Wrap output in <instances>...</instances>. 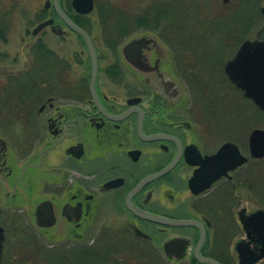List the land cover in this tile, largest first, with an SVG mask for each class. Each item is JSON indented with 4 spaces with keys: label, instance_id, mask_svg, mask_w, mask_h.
I'll return each instance as SVG.
<instances>
[{
    "label": "flooded vegetation",
    "instance_id": "af4514ba",
    "mask_svg": "<svg viewBox=\"0 0 264 264\" xmlns=\"http://www.w3.org/2000/svg\"><path fill=\"white\" fill-rule=\"evenodd\" d=\"M8 1L0 0V48L10 32L6 23L19 15V7L35 22L22 37L23 58L0 50V263L16 264L21 235L29 264L55 250L60 264H206L200 261L206 256L239 264L237 247L244 244L256 254L252 264H264V240L256 232L264 211V154L249 149L250 131L264 126L249 119L251 109L222 111L230 132L224 128L220 141L206 146L219 126L186 89L192 73L178 54L194 51L195 42L179 34V15H161L165 26L148 24L143 12L133 15L123 7L128 15L121 10L109 16L123 28L97 31L98 37L87 28L99 7L95 0L88 12L77 11L71 0H57L93 46L91 80L84 39L64 23L52 0L32 11L20 0ZM93 17L98 24L101 15ZM168 21H174L171 30ZM198 34L206 37V30ZM262 34L258 29L238 44L255 36L264 40ZM142 36L140 61L131 56L130 62L121 48ZM230 117L239 120L240 130ZM249 120L255 123L247 129ZM228 141L237 157L212 158ZM40 202L46 206L41 224L35 211Z\"/></svg>",
    "mask_w": 264,
    "mask_h": 264
},
{
    "label": "rangeland",
    "instance_id": "374dc122",
    "mask_svg": "<svg viewBox=\"0 0 264 264\" xmlns=\"http://www.w3.org/2000/svg\"><path fill=\"white\" fill-rule=\"evenodd\" d=\"M3 1H8V0H3ZM95 1L96 3H98L99 7L98 8L95 7L96 9L94 8L92 12L90 13L89 20L91 21L92 25L91 27L90 26L87 27L95 35H98L97 31L102 32L107 29H116V26H118L117 29L123 28V26L125 25L123 22L119 26L117 21H112L109 19V16L111 14H115L118 12L121 13L122 12L121 10L124 11L123 7L130 9L131 10L130 13H132L133 15L143 12L145 14V19H147V21H153V19L155 18L152 15V13L149 12V8L151 5H156L155 3L160 2V0H95ZM20 2L24 3V6H23L24 9L32 11L35 5L41 4L43 0H20ZM194 2H196V4H199L198 7L196 8H198L201 12H204V10H206L207 18H217V20L220 21L219 30L221 33H223V30L225 29L224 20L227 21L231 18V16L233 17L238 14H240V18L239 16H237L239 18L238 26L240 28V31L242 32L241 35L243 37H252L255 31L260 29V26L262 24V18L259 12V6L264 3V0H226V1L194 0ZM144 7L146 8L144 9ZM21 10H22V7H19L17 10L19 11V15L17 17L14 16V18H11L10 22L6 23L7 25L5 28L6 30L10 32L6 34L7 41L5 43L4 42L1 43L2 47L0 48V50L4 49L8 51L10 54V57L16 55L17 57L23 58V54H21L23 53V50L20 49L22 42H23L22 37L26 36V34L29 33L31 27L33 26L35 22L34 19H32L30 15L28 17H26L27 16L26 14L22 15L20 13ZM142 10H145V11H142ZM95 13L101 15V18L98 24L95 18L93 17ZM124 13L125 15H128L126 10L124 11ZM105 14L107 15V17ZM183 14L178 16L177 24H178L179 29L181 30L179 31L180 32L179 34L182 35L186 39L194 40L195 45L200 49V51L204 52V57H203L204 62L202 63V71H200L201 76L203 78L207 77L206 83L212 78L213 83L217 85H223L222 87L219 86L218 91H216L215 86L214 87L209 86V87H212L213 93L216 92L215 94H217L216 98L214 99V104H213L212 109H209L207 105V101L209 98L210 99L212 98V93L209 92L208 89L202 93H200L199 91L195 89L192 90V87L195 85V83H203L205 81L193 76L192 81L189 80L188 85L186 84L187 91L192 90L191 93L194 95L195 101H197L200 104H203L202 108L206 110V118L207 119L213 118L214 127L219 126L216 130H214V132L211 133V137L209 139L208 137H206V146L208 147L210 146V143H214L215 140H217L220 137L219 135L221 133V130L225 128L227 132H230L229 127L227 125L228 123L224 122V118H223L224 113H222V111L229 110V106L234 107L233 103H235V98H236V102L238 101L237 100L238 95H236L235 93L237 91L233 90L234 88L231 89L232 86H230V84H228V87H227V81L224 78L223 71L219 69L220 60L223 57L225 51L228 50L229 47L228 46L222 47L221 45H219L218 47L214 49H210L207 43L208 40L209 42H211V45L214 46L217 43H220V40H219L220 36H218L217 34L212 35L210 33H207L208 35L206 36V39L205 38L198 39L195 31H193L192 26L190 24V22L198 19V15L197 14L195 15L193 12H184ZM203 16L204 15L201 14L199 17H203ZM173 22L174 21H168V24L170 27L175 26V25H172ZM235 22L236 20L234 19V23ZM152 23H154V21L149 24H152ZM133 27L137 29L138 26L136 25ZM1 28L2 27H1V21H0V29ZM151 29H153V27ZM235 31H237V26L233 32L235 33ZM239 40H237L234 46L229 50V52H227L226 57H224V59L221 62L222 64L224 63L225 59L233 53ZM19 60L20 59H18V61ZM3 62L5 64H9L8 60H4ZM5 64L3 66H6ZM182 76L184 79L188 78L186 74H182ZM227 88H230L231 90ZM205 101H206V106L204 105ZM226 101L230 103L229 106L228 105L226 106ZM242 102H243L242 103L243 105L239 110L251 109L249 119L258 120L259 126H264V113L259 110L252 109L250 106L251 103L249 101L243 100ZM234 110H237V109H234ZM230 119L231 120H228V122L232 124V126H234L236 130H240L241 124L239 120L235 119L234 117H230ZM244 119L245 121L243 123V126L246 125L247 117H244ZM252 120L248 121L249 124L248 123L247 124L249 127L247 129H250V126H252L255 123ZM217 141L219 142L220 140L218 139ZM217 141L216 143H218ZM19 214L21 215L20 216L21 219H23L24 221L26 222L30 221L29 214H26L24 211H20ZM12 243L13 241H11V247H12ZM233 264H237V263L233 262Z\"/></svg>",
    "mask_w": 264,
    "mask_h": 264
},
{
    "label": "water",
    "instance_id": "95a60500",
    "mask_svg": "<svg viewBox=\"0 0 264 264\" xmlns=\"http://www.w3.org/2000/svg\"><path fill=\"white\" fill-rule=\"evenodd\" d=\"M226 1V0H222ZM52 4L58 13V15L62 18L64 23L72 30L78 32L84 39L85 45L87 47L89 56H90V72H91V80H93L94 74L96 72V62L94 56L93 46L90 42V39L87 33L78 26L76 23L71 21L67 15L62 12L57 4V0H52ZM72 6L79 12H88L92 8V0H71ZM259 12L262 16V24L260 29L264 30V3L260 5ZM50 20H44L33 27L32 32L36 29H39L44 24L49 23ZM144 37H134L127 42H125L121 48V53L125 59L130 62L134 61L130 57H136L135 60L138 62L139 52L138 49L142 44V40ZM137 66V65H136ZM224 72L226 73L230 82H232L237 88H239L243 95L250 98L254 105H256L259 109L264 111V40L257 38L256 36L252 39L245 38L243 39L237 46L234 54L231 58L227 59L223 65ZM249 149L250 152L256 155L264 154V129L257 127L253 128L249 134ZM231 153V154H228ZM237 148L232 142H224L222 143L216 152L211 155L212 158L218 157H229L232 158L237 157ZM242 158V157H241ZM167 167V166H166ZM44 203L40 202L35 206L36 211V222L41 224L40 222H44L43 219L44 213L42 210L45 209ZM138 215L148 217L154 220H162L164 222L169 223H186L189 222L187 220H167L161 218L156 215L146 214L137 212ZM262 215V223L259 224L257 229L258 236L264 240V211L259 212ZM202 239V235L199 237L200 242ZM2 244V234L0 228V251ZM170 244L167 242L166 245ZM165 245V246H166ZM237 255H238V263L239 264H252L256 260V254L247 246L240 245L237 247ZM201 262H206L207 264H222L218 260L206 256L200 257ZM1 264V263H0Z\"/></svg>",
    "mask_w": 264,
    "mask_h": 264
},
{
    "label": "trees",
    "instance_id": "16d2710c",
    "mask_svg": "<svg viewBox=\"0 0 264 264\" xmlns=\"http://www.w3.org/2000/svg\"><path fill=\"white\" fill-rule=\"evenodd\" d=\"M155 4L156 5H151L150 8H149V12L152 13V15L155 18V19H153L154 23L155 22L157 24L162 23L164 25V21H163L164 19L160 18V16L161 15H165L166 13H169V14L177 13L178 15H182L184 12H193L195 15L196 14L198 15V19H196V20H194L192 22V29L196 32V35H197L198 39H202V38L206 39V37H202V36H200L198 34L199 31H205V30H206V36L208 35L207 33H210L212 35L217 34L218 36H220L219 37L220 43H217L214 46L211 45V42H209V40L207 42L208 43V47L210 49H214V48L218 47L219 45H221L222 47H227V46L229 47L228 50L225 51L223 57L220 60V63H219V69L220 70H221V65H222L221 62L224 59V57H226L227 52H229V50L234 46V44H235V42L237 40H239V39L241 40L242 37H243L241 35L242 32L240 31V28L238 26L239 25L238 23H239L240 14L235 15L233 17L231 16V18L229 20H227V21L224 20L225 29L223 30V33H221L220 30H219L220 21L217 20V18H207V17H205L206 16V10H204V12H201L198 8H196V7H198V5H189V6H187V5L184 4L185 6H187V8H186L184 5H182V3H180L179 5H177V6L175 5L173 7V5H174L173 3L167 2V1H164V0H161L160 2H157ZM201 14L204 15V16L203 17H199ZM237 16H239V18ZM226 19H228V18H226ZM234 19L236 20L235 23H234ZM153 21H151V22H153ZM147 23L149 24L148 21H147ZM154 23H152V24H154ZM236 26H237V31H235V33H236L235 34L233 31L235 30ZM171 29H173V27L169 26L168 30H171ZM262 36H264V35L262 34ZM180 45H182V44L180 43ZM178 56L185 63L183 65L185 67V69H186L185 71L192 73V76L188 75L191 81L193 79V76L205 81L203 83H195V85H197V86L194 85L192 87V90L195 89V90L199 91L200 93H202V92L205 91V89L206 90L208 89L209 92L212 93V98L208 99L207 105H208L209 109H212L213 104H214V99L216 98V95H217V94H215L216 92L213 93L212 87L215 86L216 91H218L219 86L222 87L223 85H217V84L213 83L212 82L213 81L212 78L206 83L207 77L203 78L202 76H197L198 71L199 70L202 71V63L204 62V59H203L204 52L200 51V49L196 45H194V51L192 50L190 52L179 53ZM224 78H225V75H224ZM225 79L227 81V84H230V86H232L231 89L234 88L233 90H235V91L238 90L227 80V78H225ZM209 86H212V87H209ZM227 87H228V85H227ZM227 89L231 90L230 88H227ZM196 94H198V93H196ZM236 95H238V94L236 93ZM237 100L238 101L236 102V98H235V103H233L234 107H230L229 106L230 103L226 101V106L227 105L229 106V111H236L234 109L239 110L242 107V103H243L242 101L244 99L240 95H238ZM226 106H225V108H226ZM23 237H25V236L19 235V240L17 242L18 244H17V247H16V249H17L16 264H29L28 257L30 255V252L28 251V249L26 247V244H21V241H20V238H23ZM8 259H9V254H8ZM34 260H37L36 264H60L59 263V260H60L59 251L55 250V251H44V252H41V254H38L37 258L34 259ZM8 262L9 261L6 260V261H4V264H6ZM222 263L223 264H233L232 262L231 263L222 262Z\"/></svg>",
    "mask_w": 264,
    "mask_h": 264
}]
</instances>
